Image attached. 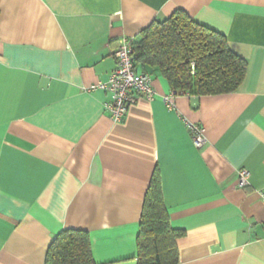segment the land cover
Here are the masks:
<instances>
[{"label":"crops","instance_id":"0c3cea01","mask_svg":"<svg viewBox=\"0 0 264 264\" xmlns=\"http://www.w3.org/2000/svg\"><path fill=\"white\" fill-rule=\"evenodd\" d=\"M180 9L247 63L237 91L156 96L114 123V51ZM187 122L201 128L192 145ZM157 170L179 264H264V0H0V264H44L62 230L88 233L95 264H136ZM248 184L238 187V173Z\"/></svg>","mask_w":264,"mask_h":264},{"label":"trees","instance_id":"16d2710c","mask_svg":"<svg viewBox=\"0 0 264 264\" xmlns=\"http://www.w3.org/2000/svg\"><path fill=\"white\" fill-rule=\"evenodd\" d=\"M135 66L155 69L171 90L185 95L233 93L243 83L247 63L228 48L222 34L200 25L180 9L153 21L133 39ZM174 230L163 203L157 170L145 193L136 238V264H179ZM44 264H95L87 232L65 229L49 244Z\"/></svg>","mask_w":264,"mask_h":264},{"label":"built area","instance_id":"2783aa9c","mask_svg":"<svg viewBox=\"0 0 264 264\" xmlns=\"http://www.w3.org/2000/svg\"><path fill=\"white\" fill-rule=\"evenodd\" d=\"M115 68L111 72L106 83H97L89 87L88 91L101 90L108 94L109 100L104 104V109L110 115L114 123L124 120L130 107L140 99L151 101L156 96L151 86L150 77L145 73H139L133 61L132 39L123 38L118 48L113 53ZM185 95L170 90V93L162 98L167 108L174 107V99L177 96ZM187 128L192 134V145L200 149L205 140L202 130L187 122ZM248 184V173L241 170L238 173V187L243 188ZM260 200L264 205V189L258 191Z\"/></svg>","mask_w":264,"mask_h":264}]
</instances>
